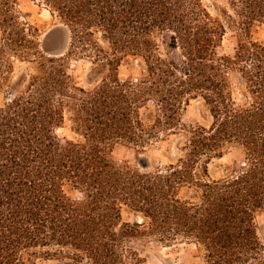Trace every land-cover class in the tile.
Listing matches in <instances>:
<instances>
[{
	"label": "trees",
	"instance_id": "obj_1",
	"mask_svg": "<svg viewBox=\"0 0 264 264\" xmlns=\"http://www.w3.org/2000/svg\"><path fill=\"white\" fill-rule=\"evenodd\" d=\"M31 1L71 41L48 56L17 0H0V90L16 61L34 66L0 106V264H143L139 238L194 245L200 264H264V0L215 2L216 15L204 0ZM72 60L92 64L88 88ZM131 60L138 76L122 80ZM194 101L202 123L183 124ZM171 137L180 157L164 168L114 160ZM232 145L244 163L213 179ZM123 208L147 223L125 224Z\"/></svg>",
	"mask_w": 264,
	"mask_h": 264
},
{
	"label": "rangeland",
	"instance_id": "obj_2",
	"mask_svg": "<svg viewBox=\"0 0 264 264\" xmlns=\"http://www.w3.org/2000/svg\"><path fill=\"white\" fill-rule=\"evenodd\" d=\"M18 10L21 13V21L29 24L39 30L40 42L43 45L46 36L55 30L61 24L55 20L50 12L31 0H17ZM206 6L213 15H216V4L223 3L224 0H204ZM253 36L256 41L264 46V25H256L253 29ZM234 47L231 40V33H228L223 42L222 52H230ZM33 64L21 63L16 61L15 71L12 75L11 83L0 90V106L4 105L8 98L12 97L11 93H15L28 80L33 73ZM92 64L85 60H72L70 63V73L74 76L79 86L88 88L87 76L90 73ZM139 67L136 61L131 60L128 65L122 66L119 71L120 78L126 80L129 77H137ZM202 123L200 112V101H194L186 109L183 115V124ZM62 137L72 138L68 129L59 133ZM178 139L171 137L169 140L159 142L149 148L146 154L137 152L134 148L127 146H118L114 153V160L122 164H130L133 167L142 169V164L148 163V170L156 168H164L170 164L176 163L180 157L177 150ZM244 163V153L242 148L232 145L225 149L222 159L214 160L210 165L209 172L213 179H221L225 176L224 171L227 168H234L236 165ZM123 222L125 224H142L147 221L142 215L123 208ZM256 225L258 228V236L264 244V212L256 215ZM132 247L139 251L143 264H200L197 259L196 247L184 242H179L171 246L160 244L155 239L139 238L132 243ZM36 264H66L64 260H40Z\"/></svg>",
	"mask_w": 264,
	"mask_h": 264
},
{
	"label": "water",
	"instance_id": "obj_3",
	"mask_svg": "<svg viewBox=\"0 0 264 264\" xmlns=\"http://www.w3.org/2000/svg\"><path fill=\"white\" fill-rule=\"evenodd\" d=\"M70 41V31L67 27L60 25L46 36L42 49L50 57H62L67 53ZM148 167V163L142 164V168L147 169Z\"/></svg>",
	"mask_w": 264,
	"mask_h": 264
}]
</instances>
